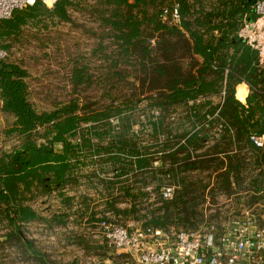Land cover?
<instances>
[{"label": "trees", "instance_id": "1", "mask_svg": "<svg viewBox=\"0 0 264 264\" xmlns=\"http://www.w3.org/2000/svg\"><path fill=\"white\" fill-rule=\"evenodd\" d=\"M188 1L175 0L180 25L171 20L174 4L170 0H119L127 9L124 15L101 13L106 14L101 21L111 28L109 32L120 48L114 62L118 66L123 60L129 61L135 68L132 80L125 83L129 88L126 99L108 93L110 102L105 105L71 99L38 111L28 99L27 72L16 63L0 59L1 111L14 119L9 133L18 138L14 149L0 155V209L14 228L5 243L17 244L34 262L46 264L47 256L22 236L21 224L38 220L37 214L22 204V196L34 182L44 191L48 182L55 189L67 186L82 150L109 156L115 179L100 181L109 189L124 182L120 178L130 176L133 184L144 186L160 174L155 196L168 203L162 188L181 186L180 191L174 188L171 200L177 201L175 207L166 206L162 215L148 211L149 219L143 227L167 230L170 218L175 217L170 209H178L181 224H186L184 218L196 216L197 206L184 199L195 192L194 183L175 177L176 170L210 173L209 177L215 179L214 190L228 196L244 193L248 205L262 200L264 144L256 148L250 138L264 133V70H259L256 52L239 36L243 24L255 18L256 0H211L209 11L202 4L194 11ZM71 4V0H57L52 9L43 10L41 2L36 1L27 8L68 21ZM164 9L170 12L166 25L162 21ZM19 11L0 21L2 27L16 28L22 21ZM117 66L106 75L112 73L121 80L126 75ZM73 72L77 83L91 79L83 67ZM241 83L252 91L246 106L235 98V88ZM136 104L142 105L137 117L128 113L136 110ZM84 131L87 136H95L98 143L87 139ZM251 165L260 166L261 172L246 183L242 173ZM126 186V194L133 200L147 196L139 192L141 188L134 194L131 186ZM258 192L263 195L257 197ZM114 203H108L111 209ZM132 212H136L135 207Z\"/></svg>", "mask_w": 264, "mask_h": 264}, {"label": "rangeland", "instance_id": "2", "mask_svg": "<svg viewBox=\"0 0 264 264\" xmlns=\"http://www.w3.org/2000/svg\"><path fill=\"white\" fill-rule=\"evenodd\" d=\"M56 1H40L42 9H52ZM71 1L68 21H61L45 12L35 13L25 8L19 11L22 21L16 28H12L11 25L2 27V22L0 23L2 58L18 64L27 72L25 81L28 99L38 111L50 110L55 104L71 99H78L83 103H97L100 106L110 102L109 94L128 98L129 88L125 83L132 80L131 74L135 68L133 69L129 61L123 60L118 66L114 62L118 60L120 48L115 44L113 34L109 32L111 28L101 21V17L106 15L101 13L114 12L122 16L127 12L126 7L118 2L119 0ZM188 4L189 7L193 6L194 11L199 4L207 11L213 5L211 0H189ZM134 12L133 10L132 13ZM242 24L238 27L240 28ZM100 46L103 49L99 48ZM116 66L120 67L117 69L126 75L125 78L119 80L118 76H113L112 73L106 75L107 70ZM82 67L91 75V79L77 83L73 71L74 68ZM259 70H264V67L259 66ZM120 84V88H114ZM110 87L113 89H109ZM251 92L249 87V94ZM136 106V110L128 111L135 117L142 105ZM13 121L12 117L1 111L0 104V155L10 152L18 145L17 136L9 133ZM82 126L89 125L82 123ZM83 135L87 139L90 137L92 143H98L95 136H87V131H84ZM105 140L108 141V138ZM80 141L82 142V139ZM100 153L90 155L82 150L79 155L80 162L73 166L71 176L68 177V185L64 188L55 189L54 185L48 182L46 186L48 190L44 191L34 182L30 191L22 196V204L29 206L38 217L37 221L21 224L22 236L32 241L39 253L47 256L46 264H94L108 258L125 260L126 256L117 258L115 252L103 243L96 231L98 223L111 219L117 223L130 220L143 226L149 219L148 211H157L162 215L166 206L175 207L177 203L172 200L164 203L155 196L160 174L151 177L146 186L139 182L133 184L134 180L130 176L120 178L124 184H116L110 189L101 184L100 181L104 179L107 182L115 178L114 166L109 156L104 152ZM165 168L167 169L168 165ZM260 172V166L251 165L242 173L246 178L244 182L252 181ZM209 174L198 171L180 173L176 170L175 177L185 178L187 182L194 183L195 192L184 199L197 206L196 216L184 218L186 224H181L177 218L178 209H170L169 213L175 217L170 218L169 228L194 229L208 222L221 227L246 209H253L257 217L264 215V208L261 207L264 201L262 193L258 192L257 195V197L263 195L262 200L248 205L244 193L228 196L222 190H214L215 179L209 177ZM138 179L140 180V177ZM126 185L131 186L129 188H132L131 192L134 194L141 188L139 192L146 193L147 196L144 198L138 196L133 200L126 194ZM172 186L175 191H180L181 186L178 187L176 184ZM110 201L115 202L114 209L109 207ZM132 207H135L136 212H132ZM1 210L0 264H37L29 254H23V249L17 244L5 243L8 233L14 228L2 216ZM64 213L68 214L67 218ZM258 224H264V220L258 218Z\"/></svg>", "mask_w": 264, "mask_h": 264}, {"label": "built area", "instance_id": "3", "mask_svg": "<svg viewBox=\"0 0 264 264\" xmlns=\"http://www.w3.org/2000/svg\"><path fill=\"white\" fill-rule=\"evenodd\" d=\"M36 1L45 0H0V21L10 19L13 12L31 7ZM173 2L171 20L180 25L178 6ZM168 9L163 10L162 21L166 25ZM255 18L245 22L239 31L240 38L257 54L258 65L264 67V0H256ZM152 44L153 40L150 41ZM3 55L0 51V59ZM236 98V92H235ZM237 99V98H236ZM238 100V99H237ZM239 101V100H238ZM252 144L262 148L264 133L251 136ZM174 187L162 188L165 200H171ZM261 207L264 208V201ZM253 209L244 210L221 226L218 231L213 223L194 229L168 228L156 230L143 227L134 221L117 223L102 220L96 231L103 243L115 252L117 258H108L94 264H264V224H258Z\"/></svg>", "mask_w": 264, "mask_h": 264}, {"label": "crops", "instance_id": "4", "mask_svg": "<svg viewBox=\"0 0 264 264\" xmlns=\"http://www.w3.org/2000/svg\"><path fill=\"white\" fill-rule=\"evenodd\" d=\"M240 86H245V88H246V92H245V96H244V99H243V100H239L238 97H237L238 88H239ZM235 92H236V98L239 100V102H240L242 105L246 106V103H247V102H246V101H247V97L249 96V95H248V94H249V86L246 85V84H244V83L239 84V85L236 86V88H235Z\"/></svg>", "mask_w": 264, "mask_h": 264}, {"label": "bare ground", "instance_id": "5", "mask_svg": "<svg viewBox=\"0 0 264 264\" xmlns=\"http://www.w3.org/2000/svg\"><path fill=\"white\" fill-rule=\"evenodd\" d=\"M246 88L245 86H240L238 88L237 97L239 100H243L245 96Z\"/></svg>", "mask_w": 264, "mask_h": 264}]
</instances>
